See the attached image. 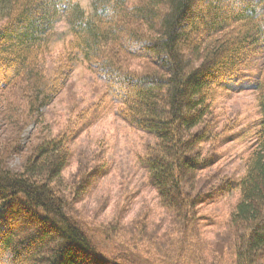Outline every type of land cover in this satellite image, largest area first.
Returning <instances> with one entry per match:
<instances>
[{
	"label": "trees",
	"instance_id": "obj_1",
	"mask_svg": "<svg viewBox=\"0 0 264 264\" xmlns=\"http://www.w3.org/2000/svg\"><path fill=\"white\" fill-rule=\"evenodd\" d=\"M89 4L0 0V264H264V0Z\"/></svg>",
	"mask_w": 264,
	"mask_h": 264
},
{
	"label": "rangeland",
	"instance_id": "obj_2",
	"mask_svg": "<svg viewBox=\"0 0 264 264\" xmlns=\"http://www.w3.org/2000/svg\"><path fill=\"white\" fill-rule=\"evenodd\" d=\"M78 2L84 10L89 11V9H90L89 0H78ZM55 31H56V37H57L58 41H61L62 39L68 38V30H67V28L63 22L57 23ZM80 71L81 70L76 69L71 76V81L74 84V89L80 84V82H79V78L81 77ZM243 99L245 100L246 105H247V107L245 108L247 111V119L243 120L242 123L244 125H247L249 123L247 125V127L250 124H257L258 119H259V113H258V110L256 108V104H255L253 97L247 96L246 98H243ZM58 103H59V101H56L53 105H51V107L46 109V111L55 112L57 110V104ZM255 127L248 129V131L246 133H244L243 135H238L236 141H234L232 144H230V145L227 144V146L226 145L220 146L218 148V150L220 152H222V159H226L227 157H233L236 164L238 162H243L244 158L247 157L244 149L246 148L249 140L251 139V136L253 135V131L255 130ZM31 132H32V127L28 128L23 133V141H22L23 143H26L27 138ZM124 143H125V141L123 140V141L119 142L118 144L123 145ZM105 182H107V180ZM108 188L112 189V192L114 194L113 203L111 204V207H110V208H114L117 197H118L117 193L115 195V192L117 190V186H116V184L112 183L111 185H108ZM230 203H231V201H230ZM217 206L223 208V205L220 204V202H217ZM132 209H133V211H132V214H133L137 209V204L132 205ZM124 212H128V207L126 208V210Z\"/></svg>",
	"mask_w": 264,
	"mask_h": 264
}]
</instances>
